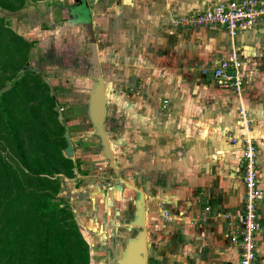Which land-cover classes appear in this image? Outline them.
Here are the masks:
<instances>
[{
  "label": "crops",
  "instance_id": "obj_1",
  "mask_svg": "<svg viewBox=\"0 0 264 264\" xmlns=\"http://www.w3.org/2000/svg\"><path fill=\"white\" fill-rule=\"evenodd\" d=\"M41 1L24 14V19L30 17L25 25L28 36L23 34L27 38L43 34L42 28L53 27L61 16L57 12L54 21L38 20L37 15L45 16L44 8L35 5ZM65 1L69 22L74 21L69 7L86 4L90 12L86 19L92 20L96 12L91 6H98V0ZM219 1L224 0H122L119 8L124 9L119 11L115 9L121 4L114 0L118 5L113 7L116 24L111 33L123 26L128 16L132 23L133 19L142 20L143 59L150 55L143 66V193L145 224L154 222L156 234L150 242L146 232L148 264H238L240 252L230 235L243 214L244 135L251 137L256 147L257 176L264 189V75L257 67L264 65V26L231 35L220 26L204 28L179 22V18ZM127 3L133 4L135 11L127 12ZM232 50L243 63V96L220 91L210 77ZM255 85L263 86L262 90H256ZM239 107L246 108L245 116L240 115ZM113 205L107 204L109 213ZM257 210L256 251L264 261V199ZM84 211H75L82 215L83 236L92 228L82 221H93ZM87 242L90 264H96L93 256L102 260L109 256L98 248L93 255V240Z\"/></svg>",
  "mask_w": 264,
  "mask_h": 264
},
{
  "label": "rangeland",
  "instance_id": "obj_2",
  "mask_svg": "<svg viewBox=\"0 0 264 264\" xmlns=\"http://www.w3.org/2000/svg\"><path fill=\"white\" fill-rule=\"evenodd\" d=\"M62 1L43 0L35 4L40 6L39 8H44L46 16L41 18L37 15L38 20L54 21L57 12L61 14L58 15L59 20L53 27L42 28L41 35L25 37L28 36L25 33L26 20L30 17L26 16L24 19V14L28 7L37 1H29L15 11L0 9V23H7L18 35L34 43L30 50L32 65L45 76L46 82L54 89V96L59 104L56 110L62 112L67 120L65 129L69 132L74 159H77L79 167L78 171L75 169V176L72 178L59 175L61 190L58 196L63 197L73 210L75 220L77 219L81 229L82 215L75 211L85 210L88 216L93 217L91 218L93 224L88 220L82 221L90 229L92 228L84 232V236L86 240H93V255H96L97 248L109 252V256L103 258L104 260L93 256L96 264L100 262L117 264L122 257L126 241L139 230L130 225L135 209L136 193L128 189L119 179L143 192L146 176V165L143 163V66L150 55L143 59L142 20L133 19L134 23H132L129 22L128 16L126 23L117 27L116 32L112 34L110 28L116 24L113 7L118 4L114 3V0H98L96 7V3L90 0L93 3L91 10L96 12L91 18L106 86L105 129L118 170V174H115L102 155L99 140L94 135L87 117V100L93 83V80L87 76L90 39L86 28L79 24L83 19H75L74 15L86 19L90 12L86 4L71 6L69 7L73 16L71 20L74 21L69 22L68 9L65 8L66 1ZM70 1L72 3L74 0ZM117 1L120 4L122 2V0ZM126 1L130 2V0ZM61 4L65 5L61 7ZM122 5L115 10H123L124 8H119ZM125 6L129 7L127 12L135 11L133 4L127 3ZM124 12L126 13L122 11L121 14ZM121 14H119L120 20L123 17ZM184 18H179V22H183ZM154 53H151L152 57ZM257 67L260 75H264V65L259 64ZM215 86L221 91L218 85ZM262 87L255 85L256 90H262ZM1 154L11 161L9 151L2 150ZM114 191H118L119 194L116 196ZM82 196L85 197L84 200ZM109 202L114 203L110 213L107 206ZM145 228L149 241L154 242L156 234L154 222L147 221ZM90 263H92L91 259Z\"/></svg>",
  "mask_w": 264,
  "mask_h": 264
},
{
  "label": "trees",
  "instance_id": "obj_3",
  "mask_svg": "<svg viewBox=\"0 0 264 264\" xmlns=\"http://www.w3.org/2000/svg\"><path fill=\"white\" fill-rule=\"evenodd\" d=\"M29 1L38 0H0V9ZM33 44L0 23V264H90L89 243L58 196L59 175L74 177L78 161L63 154L67 120L32 65Z\"/></svg>",
  "mask_w": 264,
  "mask_h": 264
},
{
  "label": "built area",
  "instance_id": "obj_4",
  "mask_svg": "<svg viewBox=\"0 0 264 264\" xmlns=\"http://www.w3.org/2000/svg\"><path fill=\"white\" fill-rule=\"evenodd\" d=\"M183 24L188 26L225 28L231 35L264 26V0H224L206 10L186 16ZM243 63L236 50L229 52L213 70L214 79L220 89L241 95L244 89ZM240 113L245 116L244 109ZM242 151L244 186L243 214L239 226L231 232L230 240L237 245L240 258L238 264H264L258 259L255 234L260 229L258 202L264 199V189L259 185L256 170V147L248 135L243 136ZM167 214H165V217ZM228 217V214L226 215Z\"/></svg>",
  "mask_w": 264,
  "mask_h": 264
},
{
  "label": "water",
  "instance_id": "obj_5",
  "mask_svg": "<svg viewBox=\"0 0 264 264\" xmlns=\"http://www.w3.org/2000/svg\"><path fill=\"white\" fill-rule=\"evenodd\" d=\"M81 18L84 19L83 17ZM79 24L86 28L90 39V56L88 59L89 71L87 76L93 80V83L87 100V117L93 128L94 135L99 140L104 159L108 162L113 172L118 174L113 152L105 129L107 112L106 86L102 75L93 22L90 19H85L81 20ZM210 77L213 78V74H210ZM50 92L52 93V90ZM59 119H62L61 113H59ZM64 137L66 140V147L63 150L64 156L74 160L73 144L67 129H65ZM119 181L136 193L135 209L130 225L139 228V230L133 237L126 241L122 257L117 261V264H148L144 193L121 178Z\"/></svg>",
  "mask_w": 264,
  "mask_h": 264
}]
</instances>
